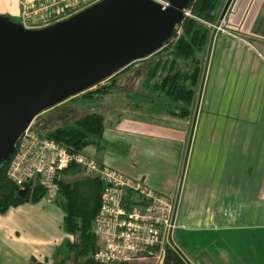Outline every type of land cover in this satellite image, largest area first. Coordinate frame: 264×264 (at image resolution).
Wrapping results in <instances>:
<instances>
[{
  "label": "crops",
  "instance_id": "crops-1",
  "mask_svg": "<svg viewBox=\"0 0 264 264\" xmlns=\"http://www.w3.org/2000/svg\"><path fill=\"white\" fill-rule=\"evenodd\" d=\"M22 1L0 0V14L16 17ZM224 15L188 115L130 101L82 151L173 199L171 238L190 264H264V0H231ZM70 168L57 177L84 176ZM63 214L44 196L0 212V264L49 262L73 240ZM150 258L126 263L161 264Z\"/></svg>",
  "mask_w": 264,
  "mask_h": 264
},
{
  "label": "water",
  "instance_id": "water-1",
  "mask_svg": "<svg viewBox=\"0 0 264 264\" xmlns=\"http://www.w3.org/2000/svg\"><path fill=\"white\" fill-rule=\"evenodd\" d=\"M167 1L98 0L37 28L0 14V161L38 113L160 48L188 2Z\"/></svg>",
  "mask_w": 264,
  "mask_h": 264
},
{
  "label": "trees",
  "instance_id": "trees-1",
  "mask_svg": "<svg viewBox=\"0 0 264 264\" xmlns=\"http://www.w3.org/2000/svg\"><path fill=\"white\" fill-rule=\"evenodd\" d=\"M223 2L224 0H188V14L183 15L179 23L174 25L162 46L146 56L150 58V62L145 67L140 83L143 90L128 91L129 102L145 105L157 103L167 114H189L202 72L210 24H215ZM8 17L17 21L16 17ZM133 62L108 77V81L85 88L82 92L41 111L33 118L32 128L44 136L53 138L68 150L82 151L90 144L100 147L104 123L103 114L95 107L97 99L115 86L116 74L126 71L135 64ZM69 101H81L80 105L85 106L82 110L84 113L61 121L60 118L68 111L64 110V105ZM67 106L71 108L75 105L68 103ZM9 158L10 155L0 161V212H4L11 205L34 202L44 196L43 187L35 179L26 182L25 192L18 194L19 186L5 174ZM69 167L74 175L82 173L75 164H70L62 171ZM57 182L58 191L51 200L63 209L62 228L73 235V240H63L55 248L49 262L31 258L29 264H97L93 260L97 243L91 231V224L99 204L102 183L97 178L86 175L70 181L65 177L57 178ZM161 264L190 263L174 245L165 247Z\"/></svg>",
  "mask_w": 264,
  "mask_h": 264
},
{
  "label": "built area",
  "instance_id": "built-area-1",
  "mask_svg": "<svg viewBox=\"0 0 264 264\" xmlns=\"http://www.w3.org/2000/svg\"><path fill=\"white\" fill-rule=\"evenodd\" d=\"M98 0H24L16 15L26 28H37L61 20ZM161 7L167 0H154ZM183 14L188 9L183 8ZM215 29L217 25L210 24ZM178 31V28L176 29ZM28 123L20 130L10 154L5 174L19 187L35 179L51 200L58 191L57 172L70 164L82 174L102 183L91 231L97 248V264H118L134 258L161 260L166 246L173 247L175 203L171 197L148 186L82 151L68 150L51 137L34 130Z\"/></svg>",
  "mask_w": 264,
  "mask_h": 264
},
{
  "label": "rangeland",
  "instance_id": "rangeland-1",
  "mask_svg": "<svg viewBox=\"0 0 264 264\" xmlns=\"http://www.w3.org/2000/svg\"><path fill=\"white\" fill-rule=\"evenodd\" d=\"M235 6H236V4L234 5V7ZM10 16L14 17V13ZM224 16L225 15H223V17L221 18V20L219 22L220 28L223 26V23L226 20ZM230 17H232V16H230ZM133 61H134L133 63H135V64H133L130 68H128L124 72L122 71L121 73L116 74L117 76H116L115 86L113 88H111L110 91H108L103 96H100L97 99L96 106H95L96 110L100 111L103 114V119L105 121H107V120L111 121L112 119H114L115 114L117 113V110H119V106L130 105L128 91L143 90L140 83H141V80L143 78V72L145 71V67L150 62V58L149 57L148 58L143 57V58H139V59H136ZM117 71H115L114 73L102 78L100 81L92 84L91 86L87 87L86 89L94 87V85H96L97 83H102V82L108 81V79H109L108 77L117 73ZM83 90H81L79 92H82ZM79 92H76L75 94H78ZM75 94H72V95H75ZM72 95H70V96H72ZM70 96H68V97H70ZM68 103L73 104L75 106L70 108L69 106H67ZM66 104L67 105H64V107H65L64 110H68V111L63 116V118H60L61 121H64L67 118H69V120L73 119V118L78 117L84 113V112H82V110L84 109L85 106L83 104H82V106L80 105L81 101H76V102H70L69 101V102H66ZM152 105H153L152 107H154L152 109H155L153 112L154 115H157L160 113L164 114L162 112L160 106L157 103H153ZM86 107L88 108V105ZM60 112H63V111H60ZM153 114H151V115H153ZM84 151L90 153L89 148H84ZM171 237H172V235H171ZM153 259L154 258H152V260ZM126 262H128V261H126ZM126 262L118 263V264H127Z\"/></svg>",
  "mask_w": 264,
  "mask_h": 264
}]
</instances>
